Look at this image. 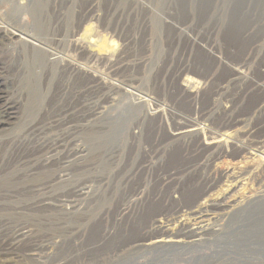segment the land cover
<instances>
[{
    "label": "bare ground",
    "instance_id": "bare-ground-1",
    "mask_svg": "<svg viewBox=\"0 0 264 264\" xmlns=\"http://www.w3.org/2000/svg\"><path fill=\"white\" fill-rule=\"evenodd\" d=\"M75 7L0 0V264H264V32L239 4L230 38L167 13L137 52Z\"/></svg>",
    "mask_w": 264,
    "mask_h": 264
},
{
    "label": "rangeland",
    "instance_id": "rangeland-1",
    "mask_svg": "<svg viewBox=\"0 0 264 264\" xmlns=\"http://www.w3.org/2000/svg\"><path fill=\"white\" fill-rule=\"evenodd\" d=\"M120 1H121V5L118 8V12L120 11L121 16L119 17V14L117 15V13H114L111 15V11L113 10V8L115 6L118 5V2L120 3ZM131 1L132 0H74V6H76L74 9L76 11L75 12V15H76L75 18L77 21V25H79V23L83 19H85L86 17H89V16H87L88 15V7L90 4L94 3L97 6L96 8L98 9L97 10L98 20L93 21V22H95V26L93 27V31H94L93 33L97 34L99 32L98 34L100 36L101 35L103 36L104 33L107 34L106 36L105 35L104 36H105V39L107 38L106 41L108 42V44L109 43L111 44V42H112V45H113V43H115L116 46L120 43L121 40H123L125 38L124 36L136 34L137 35L136 51L140 52L142 50L141 48L143 46L142 41H141L142 37L150 34V32L154 33L153 36H158L159 33H161V32L166 34V33H168V31H170L168 28H166L161 23V20L163 19V17L167 13L173 14L175 16V18H177L176 20L184 21V22L188 21V24H191V26L196 27L197 31H200L202 33L203 32H210V33L216 32L219 34V37H225L224 35L227 34L226 38H230L231 37V36H229L231 34L230 31L232 28H234V22H235V15L234 14L236 13L235 10L239 4V6H241L240 7L241 10L244 13H246L247 11H248V13H250L249 14L250 20H248V21H250V22L254 21L255 22L253 31L255 30L257 32H261V31L264 32V25H263L264 24V12H263L264 11V0H242V3L240 0H217V2H216V0H213V1H211V0H191V1L190 0H137L138 2L143 3V4H147L148 6L153 8V11H152L153 15L151 16V20H152L151 22L152 23H151L150 29L149 28L142 29L139 25V24H141V19L144 18V16H146V12L143 9H138L136 11L137 13H131L130 11H128L130 6L132 5ZM63 2H64V0H58V4H60V5ZM44 3H45V0H42V4H44ZM248 21H247V19L246 20L244 19L243 23L247 24ZM217 29H218V31H217ZM91 39L93 40V42L96 41V37H93ZM115 41L116 42L118 41L119 43L117 42L118 43L117 44ZM93 42H92L91 46H94ZM115 45H114V47H115ZM108 47L109 46L106 47V50L110 49ZM96 48L97 47L94 46V51L97 50ZM150 49H151L150 52H152V57H153L151 62L153 60L155 61L156 59H158L157 57L164 56L166 53V48H165L163 41L159 40L157 37L153 38ZM216 74L222 76L223 74L225 75V72L222 71L221 68H219L218 71L216 72ZM146 75H150L148 69H146ZM258 98H259V96H256V95L249 97L240 106L241 110L243 112L249 110V108L255 102H257ZM124 108H125L127 115H128L129 109H127L126 107H124ZM166 151L169 152L168 155H169V157L171 156V158H172L171 160L175 161V160L180 158L178 150H174V149L169 150V148H168ZM215 163H216V167L219 170H221V169L230 170L233 167L232 164H229L228 159H225L223 161L220 160V161H217ZM239 166H243V163H240ZM92 202H94V203H92ZM82 203H84V205H86L87 207L90 206V207H88V210L89 209L97 210V209H100L102 206L103 207L106 206L107 200L99 198L98 200H95V201L94 200H84V202H82ZM113 205H111L110 214L114 208ZM99 206H101V207H99ZM156 207H158V206H154L153 208H156ZM91 210H89V211H91ZM72 211H74V213ZM77 213H78L77 211L71 210L70 214L68 213L66 215H63L64 219H62V220L63 221L67 220L66 222L68 224H74L75 221L76 222H77V220L79 221L81 219V217L83 216L82 214L80 215V212L78 214ZM52 219L53 218L51 217V220ZM108 221H109V219H108ZM98 228H99V225L93 226L92 231L91 230L89 232L87 231L85 236L88 237L89 234L91 233V237H94V234L96 235L98 233L97 232ZM167 240L168 239H165V241H167ZM26 247H27V244L21 245L22 249H24Z\"/></svg>",
    "mask_w": 264,
    "mask_h": 264
}]
</instances>
